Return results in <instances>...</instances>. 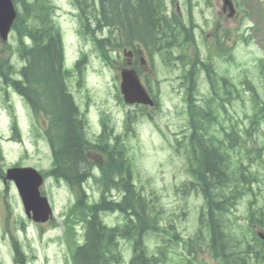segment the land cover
Listing matches in <instances>:
<instances>
[{
	"label": "trees",
	"instance_id": "trees-1",
	"mask_svg": "<svg viewBox=\"0 0 264 264\" xmlns=\"http://www.w3.org/2000/svg\"><path fill=\"white\" fill-rule=\"evenodd\" d=\"M74 1L80 6L82 34H89L88 39L95 42L106 63L121 48L133 49L139 61L141 45L153 60L164 49H174L176 43H181V36L194 40L192 32L171 9L176 0H97L98 14L94 16L88 14L89 0ZM15 2L25 9L13 26L19 35L15 52L24 60V67L16 80L9 78L17 73L16 68L6 67L7 82L14 83L34 110L47 118L46 126L38 119L41 129L36 130L53 153L52 165L44 175L76 190V202L66 216L72 264H170L178 246L183 250L178 264H193L191 257L199 252H207L219 264H264V239L255 230H264V209L257 203L261 189L255 190L263 179L253 169L254 165L264 168V140L255 141L264 125V62L258 67L261 89L247 77L236 84L227 74L216 71L215 56L226 55L222 62L234 60L222 45L206 55L209 61L204 57L190 60L189 74L183 75L189 84V102L183 113L189 130L187 138L175 141L178 153L186 159L190 177L184 193L196 195L199 201L195 229L184 238L176 221H163L160 196L153 191L147 194L136 184L128 151L120 135L111 136L113 128L108 126L107 116L102 117L103 133L95 138L88 136L87 117L81 115L70 91V73L54 19V4L50 0ZM202 78L210 82L206 84V94L200 97ZM237 101L243 106L249 102L252 113L238 117L233 110ZM136 121L137 117L127 115V134L134 132ZM91 152L104 156V161L100 165L91 163ZM98 168L100 173L96 175ZM0 172L4 174L2 168ZM91 181L100 191L90 201L84 185ZM176 192L183 196L182 185ZM246 199L249 214L242 218L235 209ZM108 214L120 215L121 221L107 225L103 216ZM78 227L83 228L82 241ZM260 233L264 236V231ZM152 235L160 236L155 246L148 243ZM122 242L129 245L131 256L124 255ZM13 250L15 262L28 264L17 240Z\"/></svg>",
	"mask_w": 264,
	"mask_h": 264
},
{
	"label": "rangeland",
	"instance_id": "rangeland-1",
	"mask_svg": "<svg viewBox=\"0 0 264 264\" xmlns=\"http://www.w3.org/2000/svg\"><path fill=\"white\" fill-rule=\"evenodd\" d=\"M50 1L56 7V25L62 32L65 57L67 64L72 67L71 70L76 69L77 62L84 53L88 55L85 63L81 65L82 75H79L77 70L73 77L69 76L71 92L76 103L80 104L82 112H86L88 107V136L95 138L103 133L102 117L107 116V124L113 128L111 136L116 138L120 135L123 139L120 141L123 142L133 163L136 184L140 188L143 187L147 194L152 191L157 193L164 206L163 221H176L184 238L189 237L195 229L199 201L196 195L184 193V186L189 183L190 177L186 159L178 153L175 141L177 137L187 138L189 130L187 119L183 117L188 103L186 90L181 87L180 79L187 71L189 59H207L206 55L219 50L217 45L221 43L223 51L230 50L234 60L222 62L226 55L215 56L216 71L227 74L236 84L247 77L261 89L263 83L258 67L264 62V0H229L233 1L236 10L233 15L230 8L224 5V0H191V4L189 0H176V6L171 9L176 18L189 27L194 40L181 36V43L175 44L167 60L161 56L155 58L156 68L152 69L151 78L153 82L159 81V84L157 86L153 83L151 91L155 95L159 92L161 106L148 107L144 113L137 106L126 104L120 91L121 70L131 67L125 56L128 50L121 48L116 54L113 53L114 57L110 62H104L93 44L84 39H88V36L82 34L83 23L78 16L80 6L74 0ZM96 1L89 0V15L98 14ZM16 6L19 13L25 12L20 2L16 3ZM18 42L19 35L14 31H11L8 42L0 38L1 66L9 64L10 60L6 57L11 54V62L17 70L23 68L24 60L18 58L15 52ZM176 55L184 57L185 64L181 60H174ZM201 82L204 85L200 97L206 94L207 84L203 78ZM0 93L6 95V87L1 84ZM4 96L0 97V167L4 171V174L0 172V264H19L14 259V240L22 246L28 257V264H72L71 250L67 242L69 238L66 234V216L69 208L76 202L75 191L63 182L46 179L42 192L54 207V218L48 223L36 224L26 216L14 183L4 181L5 173L10 167L32 166L46 172L53 162L52 149L47 140L36 134V119H30L29 114H25L22 104L16 98ZM233 110L238 117L252 113L249 102L243 106L237 101ZM128 113L137 117L134 132L130 134L125 132ZM15 121H18L17 134L14 130ZM41 122L46 126L47 118H42ZM263 140L264 125L255 137L258 143ZM91 159L99 164L96 154H92ZM253 169L259 172L263 179V183L257 185L255 190L258 192L261 189L257 203L264 209V168L254 165ZM181 185L183 196L176 192L177 187ZM84 187L90 201L99 196L100 190L94 181ZM249 199L244 200L235 209L238 216H248ZM103 218L109 226L121 221L118 214H108ZM255 229L264 231L259 227ZM78 236L82 241V227ZM159 239L160 236L152 235L148 243L155 246ZM121 247L126 257L131 256L128 250L130 247L126 242H122ZM175 251L170 264H178L181 259V246L176 247ZM193 264L218 263L207 252H199Z\"/></svg>",
	"mask_w": 264,
	"mask_h": 264
},
{
	"label": "water",
	"instance_id": "water-1",
	"mask_svg": "<svg viewBox=\"0 0 264 264\" xmlns=\"http://www.w3.org/2000/svg\"><path fill=\"white\" fill-rule=\"evenodd\" d=\"M12 0H0V35L7 40L11 26L16 18ZM122 93L128 104H150L153 101L131 71L122 74ZM6 179L14 182L28 217L36 223H45L53 216L52 206L47 197L41 194L43 175L33 167H14L7 171Z\"/></svg>",
	"mask_w": 264,
	"mask_h": 264
},
{
	"label": "flooded vegetation",
	"instance_id": "flooded-vegetation-1",
	"mask_svg": "<svg viewBox=\"0 0 264 264\" xmlns=\"http://www.w3.org/2000/svg\"><path fill=\"white\" fill-rule=\"evenodd\" d=\"M139 53L141 55L140 61L142 64V70L147 71L149 69V67L147 65V62L145 61V51L143 49H140ZM128 63L133 64V65L136 63V60L134 59V56L131 53H130V56L128 58ZM7 81H8L7 73L2 69V66L0 65V84L6 87V95L5 96L6 97H9V96L14 97L18 93L17 88L15 87L14 83H11V82L8 83ZM7 88H9V90H7ZM20 98H21L22 102L27 101L22 96Z\"/></svg>",
	"mask_w": 264,
	"mask_h": 264
}]
</instances>
